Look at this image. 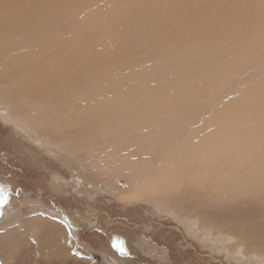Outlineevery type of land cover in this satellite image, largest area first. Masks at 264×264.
<instances>
[{
  "label": "rangeland",
  "instance_id": "374dc122",
  "mask_svg": "<svg viewBox=\"0 0 264 264\" xmlns=\"http://www.w3.org/2000/svg\"><path fill=\"white\" fill-rule=\"evenodd\" d=\"M64 1H13L18 13L31 20L63 7L73 12L86 8L85 15L56 20L65 39L58 52L54 46L59 44L42 46V37L36 41L32 63L58 61L64 81L78 85L71 92L60 88L52 100L66 101L83 117L102 114L112 126H131L130 134L121 132L118 138L137 134L141 141L131 143L124 151L127 156L144 158L137 152L144 142L150 145L146 158L162 159L164 142L160 148L156 143L162 132L170 143L180 136L189 139L199 154L194 160L211 166L200 176L204 184L179 189L167 196L166 205L159 196L128 200L129 181L123 172L90 171L87 151L70 154L56 145L52 125L39 122L28 129L5 119L9 106L0 102V223L11 209L51 210L67 217L97 261L104 258L110 264H264V247L252 246L264 242V70L238 83L241 75L264 62V17L257 19L264 16V7L254 0ZM230 10L237 13L227 15ZM202 13L203 20L193 21ZM221 14L235 17L216 33L217 27L209 25ZM183 29L187 34L175 32ZM206 30L209 34L201 42L199 36ZM87 42L93 55L86 52ZM91 64V70L98 66L106 74L114 70L110 82L103 73H91ZM224 92L222 102L186 134L192 121L182 112L214 103ZM126 95L135 99L124 103L121 97ZM86 123L96 126L92 116ZM146 133L152 134L147 141ZM109 144L117 143L112 139ZM173 144L175 151L179 143ZM220 176L226 183L237 180L238 190L215 189L213 181ZM178 204L201 215L216 235L197 227L192 216L180 217L175 212ZM242 236L244 243L231 248Z\"/></svg>",
  "mask_w": 264,
  "mask_h": 264
},
{
  "label": "bare ground",
  "instance_id": "6f19581e",
  "mask_svg": "<svg viewBox=\"0 0 264 264\" xmlns=\"http://www.w3.org/2000/svg\"><path fill=\"white\" fill-rule=\"evenodd\" d=\"M13 1L15 0H3L0 3V102L9 106L8 116L5 115V119L21 124L28 129H30V126L32 127L33 123L41 124L39 122H43L44 124L52 125L56 133V145L63 147L65 150H70L68 151L70 154L74 153L76 150H85L88 152L89 161L87 163V168L90 171L93 169L94 171L111 173V169H113L114 171L116 170V172L117 170L123 172L129 181L127 187V190H129L128 200L136 201L143 196L146 197V195L150 197L159 196L164 197L163 205H166V200H168L167 196L177 193L179 189L183 190L187 188V190H189L192 185L193 188H197L205 183L200 176L205 172H209L211 165L205 161L194 160L199 154L197 152L195 153L189 139L182 136L177 139L174 138L175 140H173L179 143V148L172 151L171 148L174 147V141L170 143L166 139L168 137L166 134L162 132L157 133V147L160 148L161 142H164V147L160 149L163 150L161 153V157L163 158H160L161 160L146 158L150 145L147 143L144 144V142L141 145L142 147L138 148L137 152L143 153L145 157H130L129 155H125L124 151L131 147L132 144L135 145L137 142L140 143L139 141H141V139L139 140L137 134L136 136L131 135L132 139L127 137L119 139L118 135H120L121 132L130 134L132 130L131 126H127L123 122L121 127L112 126L102 114H98L95 117V113H90L89 115L84 114L85 116L83 117V115L77 111L76 107L68 104L66 101L63 103L60 98H55L54 101L52 100L53 97L51 95H53L55 91H59L60 88H62L63 91L71 92L78 85L75 86L77 83H68L69 81H64V74H62L63 70H60L64 67L61 68V63L58 61L44 58L41 60V63H32V61L35 63V60H32V52L37 49L35 48L36 41L38 38L42 37V46H54L59 44L54 46V50L58 52L65 46V39L64 35L56 29V20L58 21L61 15L67 18L77 16L78 14L85 15L83 12L86 8L78 12H73L72 9L68 10L63 7L58 11L54 9L55 11L53 12L55 13L51 15H47V13L45 15H35L34 19L31 20L28 19L29 16L25 18L26 14L24 16L22 14L23 12L18 13L19 9H17L18 7L16 8L17 5L15 6V2L13 3ZM254 1L259 7H264V0ZM54 4L56 3H51V6ZM45 5L46 4H44V6ZM49 13H51V11H49ZM223 13L225 14L226 12L223 11ZM227 13V15H235L237 12L230 10ZM227 15L217 17L209 27L211 26L212 29L217 27L216 33H218L220 28L228 26L235 17L229 18ZM200 16L201 17L197 16L194 18L193 21H198V19L203 20L204 14L202 13ZM263 17L264 16H258L257 19L262 20ZM39 28L42 29L41 32ZM175 32L187 34V31L184 29L182 31L175 30ZM208 34L209 31L206 30L200 34L199 40L202 42V40L207 38ZM190 41L195 43V40ZM58 47H60V49H58ZM87 47L88 51L86 52L93 55L94 52L88 42ZM107 53L108 52H106V54ZM44 55L43 53V56ZM80 56H82V54ZM195 60H197V58ZM65 63L67 64V61H65ZM72 63L74 62L72 61ZM93 64H95V62ZM93 64L88 67L89 71L92 69ZM45 66L47 69L44 68ZM159 67L163 66L161 65ZM98 68V66H94L91 73L96 72L95 74H97V76L103 73L106 75L105 80L110 82L112 78L111 75L115 73V71L110 70L108 74H106V69H104L103 72ZM168 70H170V68ZM261 70H264V62L255 65L254 68L247 71L245 75H241L238 81L239 85H242L248 80H252V75ZM68 71L66 73H68ZM149 95L153 96V93L149 92ZM226 95L227 92H224L214 103H205L206 105L203 103V106L200 104L190 108L186 113L182 112V115H185L187 120L190 119L192 121L186 134L191 135L195 129L196 123L194 122L204 114L209 113L208 111H213ZM134 99L135 97L132 98V96L128 95L123 98L121 97L124 103L132 102ZM104 104L105 108L109 107L108 104ZM91 116L95 118L96 126L89 127L86 123L87 118ZM120 128H123V131H120ZM151 136V133H146L143 137L147 141L148 137ZM112 139L117 144H109V141L111 142ZM208 147L209 145L202 148ZM97 152H99V156L96 155ZM93 154H95V158H92ZM180 160L183 161L180 162ZM192 161L197 164L189 167L188 165L192 164ZM191 176L195 177L190 181H186V178L189 179ZM213 183L214 188L221 190L223 193L238 190L237 180H230L229 183H226V179L220 176L218 179L214 180ZM175 209V212L179 214L180 217L191 218L192 216L197 227L206 228L210 235H216L211 231L212 229L208 222L201 218V215L193 214L191 208H186L178 204L175 206ZM194 216L198 217L194 218ZM219 233L220 232H217V234ZM244 240L245 237L242 236L239 238V242H233L234 244L229 246L234 248L238 244L244 243ZM254 243L255 244L252 245L255 246L254 248L260 249V247H264V242L254 241ZM261 252L264 253V248ZM95 257L93 252L81 242L77 231H75L74 226L67 217L59 214L56 215V213L51 210L42 209L23 213L21 210L11 209L6 213L5 218L2 219L0 223V264H110L105 261L104 258L102 261H97Z\"/></svg>",
  "mask_w": 264,
  "mask_h": 264
}]
</instances>
